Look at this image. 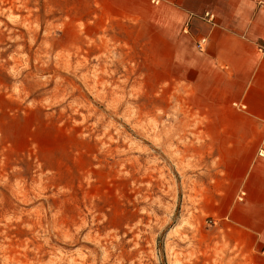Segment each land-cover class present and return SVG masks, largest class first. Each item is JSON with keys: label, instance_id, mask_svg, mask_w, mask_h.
<instances>
[{"label": "rangeland", "instance_id": "374dc122", "mask_svg": "<svg viewBox=\"0 0 264 264\" xmlns=\"http://www.w3.org/2000/svg\"><path fill=\"white\" fill-rule=\"evenodd\" d=\"M94 16L0 0V264H259L213 229L186 102Z\"/></svg>", "mask_w": 264, "mask_h": 264}, {"label": "crops", "instance_id": "0c3cea01", "mask_svg": "<svg viewBox=\"0 0 264 264\" xmlns=\"http://www.w3.org/2000/svg\"><path fill=\"white\" fill-rule=\"evenodd\" d=\"M83 1L92 4L95 25L139 40L167 78L162 89L186 102L190 138L201 140L197 153L213 158L204 198L213 229L237 261L257 258L264 250V0ZM206 12L215 25L204 22Z\"/></svg>", "mask_w": 264, "mask_h": 264}, {"label": "built area", "instance_id": "2783aa9c", "mask_svg": "<svg viewBox=\"0 0 264 264\" xmlns=\"http://www.w3.org/2000/svg\"><path fill=\"white\" fill-rule=\"evenodd\" d=\"M202 19L204 20V22H207L211 25H215V22H216V16L211 13V12H206L204 14V16L202 17ZM208 43V40L205 38V39H201L198 43H197V48L199 51L203 52L205 51V48H206V45ZM260 52L262 53V55L264 56V46H261L260 47ZM260 156L264 157V145L260 151ZM246 196L245 193H242L241 195V198H240V201H243V198Z\"/></svg>", "mask_w": 264, "mask_h": 264}]
</instances>
